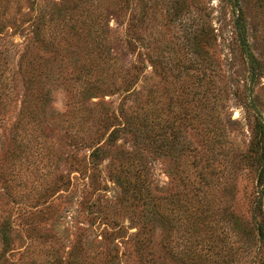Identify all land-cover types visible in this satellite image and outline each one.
<instances>
[{"label": "rangeland", "instance_id": "374dc122", "mask_svg": "<svg viewBox=\"0 0 264 264\" xmlns=\"http://www.w3.org/2000/svg\"><path fill=\"white\" fill-rule=\"evenodd\" d=\"M236 1H4L0 172L17 176L13 188L0 177V209L30 207L19 221L47 239L15 229L11 264H50L55 247L53 264H67L84 233L85 264H106L112 242L141 229L149 241L121 244L120 264H264V138L251 149L264 126V0ZM95 44L118 58L112 72L99 67ZM28 48L45 82L41 96L29 90L33 128L19 121ZM98 102L121 122L103 128ZM100 132L91 162L86 141ZM186 199L199 200L195 219Z\"/></svg>", "mask_w": 264, "mask_h": 264}, {"label": "trees", "instance_id": "16d2710c", "mask_svg": "<svg viewBox=\"0 0 264 264\" xmlns=\"http://www.w3.org/2000/svg\"><path fill=\"white\" fill-rule=\"evenodd\" d=\"M6 0H0V15L5 14L4 13V9H6L5 3ZM233 1L235 4L237 3L236 0H230ZM2 9V11H1ZM3 22V18L0 16V25ZM4 23L0 26V33L2 32V27H3ZM236 30H237V35L239 37L238 41H239V45L240 48L242 50V53L250 60V64L253 63V55L251 54V52L249 51L248 48V44L246 42L245 39V34L243 31V27L241 26L240 20L239 18H237L236 20V26H235ZM137 38V37H136ZM133 38V42L135 43V39ZM132 41V39H129L128 41ZM52 41H54V39H52ZM97 44V43H96ZM93 45L94 46V50L92 51V54L96 56V58L99 60V67H104V68H109L108 70H110V72H112L113 69L116 68V62L118 61V58L114 55H110L107 50H105V46H99V45ZM29 49L28 48V52L27 49L24 50V52L22 53V55H20L19 58V69L20 70L18 73L21 75V77L24 78V84L26 87V96L25 99L23 101V106L22 109L20 111L21 117L19 119L20 122H24L26 124H28L29 126H32V128L37 124L36 121H38L39 115V107L37 106L38 104H36L32 97H30V91H32V93H36L35 97L41 96L42 94V89L44 88L45 82L43 81L40 73H38L39 71L35 69L36 65H33V60L34 58H31L29 56ZM101 51V52H99ZM101 64V65H100ZM2 64L0 63V86L2 85L1 83L3 82L4 79L2 78ZM133 69L134 72H136V70H138V66L136 64H133ZM252 66V65H251ZM103 68V69H104ZM112 69V70H111ZM251 70L253 71V68L251 67ZM84 71V68H83ZM98 71H92V75L96 76ZM26 80V81H25ZM95 82H100V84L104 85V79L102 78H97L94 80ZM131 87L130 82H126L124 88L125 91H128L129 88ZM30 90V91H29ZM2 91H0V105H2L5 101V97ZM87 93H85L86 95ZM45 102V99L41 100V104H43ZM43 106V105H42ZM96 108L99 109V114H101L102 118H101V122H102V126L103 128H105L106 130L110 129V127L114 124V121L117 122H121L120 118H118L115 113L113 112V110H110V103L109 104H105L103 102H98L95 104ZM43 110V109H42ZM42 115V114H41ZM119 119V120H118ZM112 120V121H111ZM257 127H259V132L260 134V139H257L256 141L252 142V147L251 149H257L260 148L262 146V140L264 138V126L262 123H258ZM114 130H112L109 135L107 136L106 142H110L112 140V136L114 135ZM104 132H100L94 136H92V138L88 139V141H86L87 146L92 147V151L90 152L89 160L92 162L93 159L97 158V155L100 151L101 146L99 145L101 143L102 138L104 137ZM21 146V145H20ZM6 174L1 173L0 172V177L2 178L3 182L5 184H9L8 186H11L12 188L14 187V181H15V177L17 176V173L15 174L13 170L10 171V173L8 174L9 177H5ZM4 176V177H3ZM128 185H132L133 188H136V185L128 183ZM49 187V186H48ZM136 191L138 190V188L135 189ZM195 191V190H194ZM197 192H194V196H197ZM141 194V193H140ZM4 196V195H2ZM52 196V195H50ZM50 196H48L50 198ZM40 200L37 201V203H43L46 204L42 207V210L47 209L49 207V202L46 200L47 197H41L39 196ZM0 199H1V195H0ZM186 203L188 205V214L189 218L195 219L194 215L191 213V209H193L194 203L196 202V204H199V200H188L186 199ZM53 202V201H52ZM4 204H0V206H3ZM28 208H20L17 212H12V209L9 208L8 210H3L0 209V264H11L12 262V244H13V240L15 237V232L16 230L19 228V230L22 229L23 232H26L27 235H25L28 239H30V242H39L42 245V242L47 243V239L46 240H42V235H36L33 236V232L31 233L32 228L30 227V223H27V218L25 219L26 222L23 221H19L23 216L27 215L28 212ZM200 209V207H199ZM259 213V219L257 222V234L258 237L260 239L264 238V216L260 213V211H258ZM17 221H19L17 223ZM29 222V221H28ZM196 225L197 222L192 220L190 221V226L193 232L196 231ZM16 229V230H15ZM82 231V230H80ZM85 232V230L83 231ZM119 232V231H118ZM117 231L116 233H108V235H111V239L114 238V240L116 239V235L119 234ZM80 236H84V234H79ZM76 235V242L73 244L71 251L69 252V258L67 260V264H85V258H83L86 253L88 252V249L83 247V243H81V238H79L80 236ZM113 236V237H112ZM124 238V236H122V239ZM126 239V240H125ZM125 239L122 240V242L120 243L123 244L124 246H127L128 249L135 244V246L137 245H142V246H146L145 244H147V242L149 241L148 237L145 236V231L144 233L141 230H137L135 234L133 235H129L128 237H126ZM56 242V241H55ZM44 244V243H43ZM120 245L114 244L112 242L111 247L108 249V259H107V263L106 264H120L121 258L123 256H127L126 254H124L123 252L120 253ZM48 247H53V245H49ZM56 252V247L54 250L52 251H48L47 250V257L46 260L49 261L50 264H53V255ZM200 258V257H199ZM202 260V258H200ZM55 260V259H54ZM11 261V262H10Z\"/></svg>", "mask_w": 264, "mask_h": 264}]
</instances>
